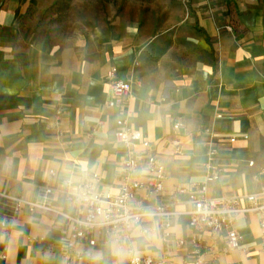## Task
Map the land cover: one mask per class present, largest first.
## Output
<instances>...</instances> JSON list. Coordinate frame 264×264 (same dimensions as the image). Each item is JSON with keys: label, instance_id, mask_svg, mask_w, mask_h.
Returning <instances> with one entry per match:
<instances>
[{"label": "crops", "instance_id": "0c3cea01", "mask_svg": "<svg viewBox=\"0 0 264 264\" xmlns=\"http://www.w3.org/2000/svg\"><path fill=\"white\" fill-rule=\"evenodd\" d=\"M228 2L233 13L220 15L213 1L193 0V13L185 15L193 29L170 34L163 49L165 35L148 45L140 29L141 48L110 38L90 56L80 45L58 47L31 33L23 23L30 0H0V155L66 146L103 158L111 170L127 156L114 137L117 122L125 121L148 143L137 144L135 154L163 164L162 197L202 183L214 147L221 174L206 196L237 197L241 208L249 206L247 197L264 199V13L255 0ZM109 75L131 82L130 94L113 108ZM233 229L239 248L226 251L223 234L197 232L187 217L178 240L184 246L175 241L161 257L195 264L197 246L203 264H264L258 214L237 216ZM23 255L0 264H20Z\"/></svg>", "mask_w": 264, "mask_h": 264}, {"label": "clouds", "instance_id": "9594fccd", "mask_svg": "<svg viewBox=\"0 0 264 264\" xmlns=\"http://www.w3.org/2000/svg\"><path fill=\"white\" fill-rule=\"evenodd\" d=\"M153 163L128 159L106 170L66 146L0 155V258L20 264H149L185 232L204 205L162 197L145 182Z\"/></svg>", "mask_w": 264, "mask_h": 264}, {"label": "rangeland", "instance_id": "374dc122", "mask_svg": "<svg viewBox=\"0 0 264 264\" xmlns=\"http://www.w3.org/2000/svg\"><path fill=\"white\" fill-rule=\"evenodd\" d=\"M192 1L109 0L103 3L102 0H30L23 23L39 40H47L58 47L80 45L90 56L95 48L110 45V38H117L124 44L132 40L141 48L136 39L140 29L145 30L142 37L148 45L165 35V40H160L163 49L170 42V34L193 29L190 21H185V15L193 13ZM207 1H213V7L220 15L233 13L228 0ZM255 2V7L264 13V0ZM129 33L135 37L126 38ZM158 56L159 53L155 52L151 55L152 60H157Z\"/></svg>", "mask_w": 264, "mask_h": 264}, {"label": "built area", "instance_id": "2783aa9c", "mask_svg": "<svg viewBox=\"0 0 264 264\" xmlns=\"http://www.w3.org/2000/svg\"><path fill=\"white\" fill-rule=\"evenodd\" d=\"M109 83L107 85L108 92L113 98V101L107 103V106L113 108L126 98L131 92V82L115 79L113 75H109ZM119 130L114 134V137L118 143H120L126 150L127 156L125 160L135 159L137 157L142 158L144 162L153 163L156 171L159 173L150 180L145 182V186L151 189L159 188V192L163 191L164 181V167L161 161L153 156L136 155L135 147L137 144H141L144 149H148V143L145 141L139 131L129 129L125 127V121L117 122ZM176 129L181 128L178 124ZM235 139H230L229 142H234ZM178 146V143H175ZM176 152H179V148L176 147ZM218 151L214 147H211L208 151L207 174L205 179L200 184L191 185H179L174 188L172 196L185 200L197 201V209L200 205L205 206V210L208 212L207 221H202L199 217L192 215L189 216V227L197 232L209 231L213 235L223 234L225 239V250L232 251L239 248L241 238L237 232L233 229L234 219L245 213H256L259 216V227L264 232V199L256 196H250L246 198L249 206L241 208L239 206V199L237 197H222V198H208L206 196L207 187L209 184L216 182L221 174L220 168L214 164ZM124 160V161H125ZM250 165V164H249ZM177 247H183V241H176ZM261 253L264 255V234L260 243ZM193 256H195V264H203L200 256V250L197 246L193 247ZM149 264H166L164 259L160 257L159 260H150Z\"/></svg>", "mask_w": 264, "mask_h": 264}, {"label": "trees", "instance_id": "16d2710c", "mask_svg": "<svg viewBox=\"0 0 264 264\" xmlns=\"http://www.w3.org/2000/svg\"><path fill=\"white\" fill-rule=\"evenodd\" d=\"M102 2H103V3H107V2H109V0H102Z\"/></svg>", "mask_w": 264, "mask_h": 264}]
</instances>
